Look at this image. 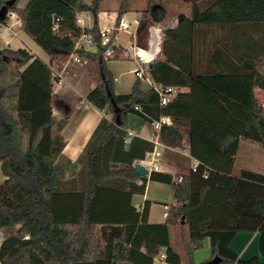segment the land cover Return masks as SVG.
Masks as SVG:
<instances>
[{
  "label": "trees",
  "instance_id": "16d2710c",
  "mask_svg": "<svg viewBox=\"0 0 264 264\" xmlns=\"http://www.w3.org/2000/svg\"><path fill=\"white\" fill-rule=\"evenodd\" d=\"M19 1L0 0V26L7 24L8 13L16 15L19 29L48 63L25 49L0 50V168L5 177L0 185V232L5 234L0 264H152L161 249L163 264H182L170 245L169 228L188 224L209 194L220 191L232 198L244 195V222L232 218L226 228L211 221L190 225L184 263L193 264L192 252L208 239L211 258H220V264H258L257 257L239 258L230 242L238 232L258 231L264 256V174L240 170L238 178L229 175L241 140L264 150V101L254 95L255 89L264 90V53L258 70L197 74L192 32L196 25L264 26V0H211L203 11L200 0H190V18L181 16L174 29L165 31L168 44L161 40L165 59L147 68L159 87L188 90L177 92L165 106L153 88L142 90L139 79L130 93H114L106 64L126 58L120 47L113 48L111 58L104 57L97 28L101 0H27L18 7ZM128 3L121 0L117 20L129 12ZM77 12L92 15L90 29L75 26ZM146 14L161 21L165 12L157 0H148ZM146 14H141L138 31L147 29ZM83 34L94 40V52L75 47ZM53 50L96 66V86L85 102L104 116L74 163L62 154L66 141L61 131L71 110L58 121L52 116ZM130 115L148 123L169 116L172 125L159 131L167 147L181 145L189 129L188 154L197 161L195 171L136 175L134 162L151 153L153 144L128 136ZM147 180L171 186L163 223L148 222L150 202L140 209L131 203L133 195L143 194Z\"/></svg>",
  "mask_w": 264,
  "mask_h": 264
},
{
  "label": "crops",
  "instance_id": "0c3cea01",
  "mask_svg": "<svg viewBox=\"0 0 264 264\" xmlns=\"http://www.w3.org/2000/svg\"><path fill=\"white\" fill-rule=\"evenodd\" d=\"M202 1L204 0H200L197 3L198 7L202 4ZM26 2L27 0H20L17 5L18 7H23ZM84 2L89 3L90 0H84ZM208 2L209 5L207 7L203 9L199 7V9L201 11L207 9L211 5V0H208ZM118 7L119 5L108 12L101 7V12L98 14V22H100L97 23V27L111 26V21L106 23L102 18L104 19V17H107L106 15L109 14L114 18ZM146 8L138 11L140 12V17ZM132 10L134 9L129 6L128 14L133 12ZM181 16L190 18V13H165L161 21H154L148 17L146 19L147 26L161 28V40H166L168 44L171 39L165 35V31L174 29ZM82 18L84 21L83 27L90 29L94 23L92 15L85 12ZM19 27L20 23L16 15H9L7 24L5 26H0V50L4 48H9L11 50L25 49L34 58H39L44 63H48V57L43 52V54H40L36 48L30 44L29 41L31 40L21 32ZM146 38V29L143 28L141 31L137 29L136 44L145 46ZM117 46L120 47L122 52L124 51L125 47L121 44L119 37ZM192 46L194 47L193 69L197 74H211L217 72L241 73L244 72V70H258L261 54L264 53V26L245 25L234 27L230 25H196L192 32ZM85 50L94 52L95 45L90 44ZM52 54L53 61L50 65V70L52 72V77L56 78V81L52 82V116L55 121H58L62 118L64 113L71 110V115L61 131L66 141L62 154L67 160L74 163L97 123L104 116L103 112L85 102L87 94L96 86V66L91 61H84L85 65L82 74L84 73L86 79L84 80L82 76H77V87H69L64 79V73L66 72L67 63L70 59L73 60L72 55L58 50H53ZM58 58L61 59V62L58 61ZM164 59L165 57L160 53L159 46L153 61ZM245 60L247 63L244 62ZM57 62H60L61 65L57 64ZM81 62H83L82 59ZM106 66L114 79V93L116 95L130 93L136 81L134 71L137 69V64L134 61L130 64L108 61ZM90 70H92V73H90ZM151 84L152 81L146 72L144 74V79L141 81L142 90L149 89ZM174 90V95L177 92L188 91L187 89L179 88H174ZM254 95L260 103L264 101V90L255 89ZM258 95H260V97H257ZM128 132H130L132 136L151 142L150 123L143 122L135 116L130 115L128 118ZM188 142L189 129L187 128L184 130L181 145L172 148L167 147L161 142L163 147L161 148L160 162L163 170L159 173L172 176L189 175L191 168L197 164V161L192 159L188 154ZM257 149H260L259 145L241 140L237 154L233 158L234 166L229 176L238 178L240 170L264 174V154ZM148 156H150V153H147L144 158ZM235 165H237V167H235ZM255 165L258 166L255 167ZM260 166H262L260 172L248 169L249 167L258 168ZM4 180L5 177L2 175L0 168V185ZM168 193H171L170 185L147 180L143 194L133 195L131 203L135 208L140 209L145 201L150 202L148 222L152 224L163 223L166 220L165 214H167L169 205L171 204V202L168 203L167 201ZM243 196V194L241 196L238 194L235 199L232 198L230 194L222 191H220L219 194H209L204 207L191 215L188 224L184 226L180 224L169 228L170 245L173 248L171 236L174 234L175 244L180 250V252H176L180 256L182 264H185V244L187 242L190 225H196L203 221H211L215 227L226 228L229 226V222L232 218L241 219L240 221L244 222L242 214L245 200ZM157 204L162 205L163 212L161 216L154 217L153 211L154 208L158 206ZM245 224L247 227H251L249 221L245 222ZM4 236L5 234L0 232V243L4 239ZM230 248L241 259L247 260L251 257H257L258 264H264V256L259 252L258 231L238 232L231 240ZM161 254L164 255V249H161L160 255ZM192 258H197L201 263L208 262L212 259L208 239L203 241L200 249L192 252Z\"/></svg>",
  "mask_w": 264,
  "mask_h": 264
},
{
  "label": "built area",
  "instance_id": "2783aa9c",
  "mask_svg": "<svg viewBox=\"0 0 264 264\" xmlns=\"http://www.w3.org/2000/svg\"><path fill=\"white\" fill-rule=\"evenodd\" d=\"M85 12H77L75 14V26L80 29H84V21L83 15ZM8 15H12V13H8ZM107 17L102 18L106 23L112 22L111 26H99L98 34L100 37V46L104 49V57L111 58L113 56V48L118 47V34L120 32L127 33L129 35V43L128 46L124 49L122 55L126 59H130L137 64V69L134 71V75L136 79L143 80L144 74L147 72L148 65L153 61L155 54L160 46L161 37H162V29L161 28H153L149 27L147 30V38L145 46H141L136 44V32L140 26L141 17L136 14H124L118 20L117 16L114 18L111 14L106 15ZM100 22V21H99ZM98 17H97V23ZM153 28L156 35V51L155 53H150L149 47L151 45V34L149 29ZM130 39L132 41H130ZM90 44H94L95 42L89 35H81L76 42L75 47L78 49H84ZM143 54H146L147 57H143ZM73 60L77 63L81 62V59L77 56L72 57ZM83 63L84 59H82ZM149 88H153L159 94L160 98V106H165L171 97L174 95L175 90L171 87L161 88L158 85L152 83ZM262 104V102H261ZM262 109H264V105H262ZM172 119L169 116H160L157 120H152L150 122L151 132H150V140L153 144V150L150 153V156L144 158L141 161H136L134 164H140L144 166L149 174L151 172H161L163 170L162 164L160 162L161 158V148L163 147L161 140L159 138V131L163 126H171ZM128 136H132L130 132H128ZM133 164V165H134ZM197 165V164H196ZM196 165L192 167V171H195ZM177 182L180 181V178H177ZM167 214H165L166 216ZM27 239V237H25ZM165 256L159 255L154 259L152 264H162L164 262Z\"/></svg>",
  "mask_w": 264,
  "mask_h": 264
},
{
  "label": "rangeland",
  "instance_id": "374dc122",
  "mask_svg": "<svg viewBox=\"0 0 264 264\" xmlns=\"http://www.w3.org/2000/svg\"><path fill=\"white\" fill-rule=\"evenodd\" d=\"M85 1H89V0H85ZM147 1L148 0H129V6L134 9L132 10L133 12H131L130 14H136V15H140V12L142 9L146 8L147 5ZM121 0H101V6L103 9H105V11H112V9H114L115 7H117L118 5H120ZM158 6L161 7V9L164 10L165 13H175V14H181V13H189L190 12V0H157ZM209 5L208 0H204L202 1V4L199 6L200 9H203L205 7H207ZM202 7V8H201ZM148 9V5L147 8L142 12L146 14V10ZM148 14L145 15V18H148ZM150 27V26H149ZM147 26L146 32L149 28ZM165 28V27H163ZM118 37L120 39L121 44L126 48L128 46V41H129V35L127 33L124 32H120L118 34ZM130 41H132L130 39ZM30 44H32V46H34V48H36V50L40 53L43 54L42 51L35 46L31 41H29ZM74 55H72L73 57ZM59 59V58H58ZM61 59H59L58 61H60ZM61 62V61H60ZM60 62H57V64H60ZM112 62V61H110ZM117 62L120 63H125V64H130L132 62V60L130 59H126V60H119ZM264 62V59L261 60V63ZM61 65V64H60ZM84 63L80 62V63H76L74 60L70 59V61L67 63L66 65V72L64 73V79L65 81L68 83V86L70 87H77V80L76 77L77 76H82V78L85 80V75L84 73L82 74V70L84 68ZM90 73H92V70H90ZM257 97H260V95H258ZM138 122V121H137ZM260 148V147H259ZM260 150L262 152V154H264V150L257 149ZM262 164V163H261ZM258 165H255V167H257ZM235 167H237V165H235ZM251 168L249 167L248 169H252L255 171L260 172L261 171V167L258 168ZM168 203L171 202V193H168V198H167ZM158 206L154 208L153 211V216L157 217V216H161L163 209H162V205L161 204H157ZM174 234H172L171 236V243L172 246L174 248L175 251L180 252L179 248L176 246L175 241H174ZM185 259V258H184ZM193 264H201V262H199V260L197 258H192Z\"/></svg>",
  "mask_w": 264,
  "mask_h": 264
},
{
  "label": "water",
  "instance_id": "95a60500",
  "mask_svg": "<svg viewBox=\"0 0 264 264\" xmlns=\"http://www.w3.org/2000/svg\"><path fill=\"white\" fill-rule=\"evenodd\" d=\"M149 31L151 34V45L149 47V51H150V53H155V51H156V35H155L153 28H150ZM143 57L145 58V57H147V55L143 54ZM133 170H134L135 174L140 176V177H148L149 176L148 170L140 164H134ZM180 224H183V222H181ZM220 263H221V259L218 257H214L210 261L204 262L201 264H220Z\"/></svg>",
  "mask_w": 264,
  "mask_h": 264
}]
</instances>
